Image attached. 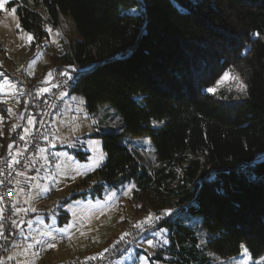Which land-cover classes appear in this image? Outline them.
Masks as SVG:
<instances>
[{"label":"trees","instance_id":"trees-1","mask_svg":"<svg viewBox=\"0 0 264 264\" xmlns=\"http://www.w3.org/2000/svg\"><path fill=\"white\" fill-rule=\"evenodd\" d=\"M14 6L33 37L32 53L47 51L44 40L64 20L71 23L78 38L55 45L46 68L52 77L74 76L69 94L82 95L90 113L108 104L132 138L166 136L149 168L119 132H95L105 162L60 200L59 224L70 219L64 205L130 185L127 228L172 212L143 239L157 231L165 236L150 264H214L212 253L229 259L243 248L252 261L264 257V0H17ZM134 9L142 15L130 14ZM228 74L246 89H216ZM7 75L13 77L0 59V81ZM29 79L24 84L32 88L41 80ZM25 96L22 90L24 113ZM0 106L1 156L22 127Z\"/></svg>","mask_w":264,"mask_h":264},{"label":"rangeland","instance_id":"rangeland-1","mask_svg":"<svg viewBox=\"0 0 264 264\" xmlns=\"http://www.w3.org/2000/svg\"><path fill=\"white\" fill-rule=\"evenodd\" d=\"M16 1L0 0V43L2 45L0 59L5 71L13 76L7 75L0 81V102L6 106L8 113L14 118L15 126L18 128V125L21 126L24 123V120H22L24 111L21 105L22 76H28L29 78H33L34 76L42 78V76H45L46 79H50L54 72L53 69L46 68L48 61L47 54L51 50H54L55 45L59 44L64 48V46L72 44L78 37L71 28V23L68 20H64L61 31L58 33L52 32L50 34L51 37L48 40H44L43 44H45L47 51L37 49L32 53L30 48L32 40L28 39L30 34L20 27L16 6L10 7V4ZM130 14L138 17L142 15V11L134 9L130 11ZM227 77L228 79L224 80L223 84L219 83L216 89L232 87L237 91L241 90L238 81L232 75L228 74ZM239 79L242 81L241 78ZM64 106V110H69V112L65 111L68 119L63 127L58 130L56 140L62 148L60 150L62 156L66 157L65 162L68 159L65 164L66 172L64 173L67 184L65 188H62L63 190L60 188L57 190V195L53 199L50 197L44 198L39 200L40 202H44L50 206V201L48 200H53L54 207L59 199L66 194H70L74 184L80 178L87 175V172L95 170L104 164L106 154L103 150L102 140L99 137L93 136L95 132H119L130 149L139 156L140 160L147 167L151 168L154 165L156 153H158L161 145L165 142L166 136L132 138L128 133H124L122 126L117 125L119 124V116L114 108H110L108 104H105L103 107H99L95 113H90L86 108L85 99L82 95L69 94L66 96ZM30 121L32 123L31 119L27 120V123ZM153 126L161 128L162 123L155 121ZM72 151L87 153V159L82 160L76 157ZM37 179L39 180V178ZM44 185L46 186V184ZM132 189L130 185H126L118 191L106 192L102 198L76 201L64 205V211L69 213L70 219L67 224L61 227L58 226L59 215L55 216L58 212L60 213V210L52 208V211H56V213H53L52 219H50V215L47 216L45 214L36 216L32 214L33 209H35L31 205L33 199L28 196L27 207H25L27 214H30V217L28 216V225L20 228L17 227L18 237L10 251L15 255L17 254L16 259L18 255H21V259H19L21 261L17 263L15 261V264H37V256H44L46 253L45 259L53 258L55 261L61 262L66 260L76 261L83 256L78 251L89 242V239L94 240L96 236L100 235L103 240L110 237L108 233L128 229V226H124L121 221L125 219L131 220L132 218L130 204ZM19 196L20 191L17 188V197ZM171 213L166 212L157 219L162 218L163 220V218ZM46 219H49L48 223H44ZM153 219L155 220L156 218ZM52 225L58 226L54 234L55 236L60 237V239H67L62 245L57 243V239L55 238L52 240L49 237L42 238L34 235L35 232L36 234L47 232V228H50ZM115 225L117 226L113 232ZM142 226L144 225L135 227L140 228ZM104 232L105 234H103ZM162 233V231H157L153 234V239L146 240L141 245L139 244L140 253L128 250L123 252L111 264H150L149 257L154 252L155 244L165 241V236ZM201 236L204 241L206 235L203 233ZM50 241H54L55 243L50 244ZM149 241H151V244ZM51 245L55 246L52 247ZM103 245L104 243L101 241L96 245V248L101 250L105 248ZM66 249L70 250L67 251ZM244 249L238 256L229 259L220 258L212 253L213 263L233 264L234 261L241 260L244 255ZM105 250H108L107 246Z\"/></svg>","mask_w":264,"mask_h":264},{"label":"built area","instance_id":"built-area-1","mask_svg":"<svg viewBox=\"0 0 264 264\" xmlns=\"http://www.w3.org/2000/svg\"><path fill=\"white\" fill-rule=\"evenodd\" d=\"M22 90L28 98V117L32 120V130L26 140L18 139L13 153L6 152L0 156V229L3 236L0 237V264H9L5 261L17 238V220L19 214L16 210L17 179L20 171L32 164L38 167L39 163L33 164L41 147L51 138L56 118L63 108L61 95L69 92L74 84V76L62 74L54 77L51 91L42 92L37 88L29 87L28 76H22ZM54 162V157L50 158ZM160 219H155L144 224L142 227L128 228L120 239L108 250L84 259L67 261L62 264H111L116 256L135 248L145 238L153 233L158 227Z\"/></svg>","mask_w":264,"mask_h":264},{"label":"crops","instance_id":"crops-1","mask_svg":"<svg viewBox=\"0 0 264 264\" xmlns=\"http://www.w3.org/2000/svg\"><path fill=\"white\" fill-rule=\"evenodd\" d=\"M53 81H54V77H51L50 79H46L45 76H43L41 78V80L38 81V83H36L38 86L35 88H37L38 90H41L42 92H49V91H51ZM21 84H23V82ZM68 95H69V92L63 93L61 95V98L63 100V108H62L59 116L55 120L54 127H53L54 132L52 130L51 138L47 139L46 143L41 147L38 155L33 160V164L35 165V164L39 163V166L34 167L32 164H30L29 166L24 167L18 175L17 188L20 191V196L17 197V193H16V197H15L16 201L15 202H16L17 213L19 214V216H21L17 220V227H19V228L28 225V216L30 217V214L28 215L26 210H25V207H27L28 196L33 199V201L31 202L32 207H34L35 209L37 208V210L33 211V213H32L36 216L41 215V214H45L47 216L50 215V217H51L50 219H52L53 213H56V211H54V210H53L54 212L52 211V208H54L56 210H60L59 209L61 207L60 200L63 197L56 202V205H54V207H53V200H48V201H50V206L46 205V203H44V202H40L39 200H42L44 198H49V197L51 199H53V197L57 195L56 194L57 190L59 188L60 189L65 188V186L67 184L65 182L66 176L64 173L66 172L65 164L68 161V159L65 162L66 157L62 156V152H60V150L62 148L58 144V142L56 140V136H57L58 130L63 127L66 120L68 119L67 113L65 111L69 112V110H64V107H65L64 102L66 101V96H68ZM25 99L27 101V106H28V98L26 97ZM24 114H25L23 116L24 123L21 125V127L22 126L23 127L21 128V132H19L20 137L18 139H21V137H23V140H26V138L28 137V135L31 132L33 127H32L31 121L29 123H27V120L30 119L28 117L27 112ZM25 119H26V121H25ZM18 139H17V141H18ZM17 141L15 144H13L12 146L9 147V150H7L5 152L13 153L15 151L16 146H17ZM53 157H54V162L50 161V158H53ZM92 171H94V170L87 172V174L92 172ZM37 178H39V180ZM44 184H46V186ZM66 195H68V194H66ZM36 200H37V202H36ZM28 206H30V205H28ZM46 207H50V208H46ZM59 214L60 213L58 212V214H55V216L57 217ZM48 221H49V219H46L44 221V223H48ZM58 222H59V219H58ZM121 222H123V221H121ZM123 225H125V224H123ZM58 226L61 227L63 225H60L58 223ZM58 226L52 225L50 228H47L48 229L47 232H42L41 234H36V232H35L34 235H36V236L38 235V237H42V238L43 237H49L52 240L55 238V239H57V243L62 245L63 242L67 241V239H65V238L60 239V237L54 235L56 233V229L58 228ZM116 226L117 225L114 226L113 232H114ZM41 230H43V229H41ZM103 234H105V232ZM122 234H123V230L118 231V232H114V233H108V236H110V237L105 238L103 240L101 239L100 235L96 236V238H94V240L89 239V242L86 245L82 246L80 248V250L78 251L80 254L83 255L79 259H84V258H88L91 256H96L97 254L106 251L105 250L106 246L108 248L112 247L120 239ZM17 237H18V235H17ZM151 239H153V237ZM101 241L104 243L103 246L105 248L98 250L96 248V245H98ZM53 242L54 241H50V244H52ZM143 242H144V240H142L139 244L141 245ZM140 245H138L139 247L136 246L135 248H130L129 250L133 251V252L136 251V252L140 253ZM66 250L69 251L70 249H66ZM30 251H31V248H30ZM75 252H77V251H75ZM123 252H126V251H123ZM123 252H121L120 254H122ZM16 255L13 252H10L6 256L5 261L9 264H15V261H16V263L21 261V260H19V259H21V255L17 256L18 260L15 258ZM44 256H37V258H36V260L38 261L37 264H56V262H59L57 264H62L66 261H69V260H66L64 262L55 261V259H53V258L45 259ZM113 262H111V263H113Z\"/></svg>","mask_w":264,"mask_h":264},{"label":"snow or ice","instance_id":"snow-or-ice-1","mask_svg":"<svg viewBox=\"0 0 264 264\" xmlns=\"http://www.w3.org/2000/svg\"><path fill=\"white\" fill-rule=\"evenodd\" d=\"M49 32H51V29H49ZM256 35H259V33H257ZM28 39L29 40H32L33 37L32 36H28ZM238 83H239V88L241 90H245L246 89V85L240 81L239 77L236 76L234 77ZM228 79L227 75L219 82L220 84H223L224 83V80ZM209 92H212V93H215L216 89L215 88H209L208 89ZM21 139H23V137H21ZM3 197H0V200H2ZM33 211H35V209H33ZM3 236V231L2 229H0V237ZM39 243V242H38ZM149 243L151 244V241H149ZM52 247H54L55 245H51ZM243 247V246H242ZM233 264H264V257H261L259 258L258 260L256 261H252V257H251V254L248 252V250L245 248L244 249V255L243 257L241 258V260L239 261H234Z\"/></svg>","mask_w":264,"mask_h":264}]
</instances>
